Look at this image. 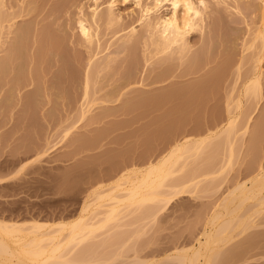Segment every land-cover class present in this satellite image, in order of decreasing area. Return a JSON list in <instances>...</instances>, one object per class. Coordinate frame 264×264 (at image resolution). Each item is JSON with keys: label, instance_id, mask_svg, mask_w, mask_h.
Listing matches in <instances>:
<instances>
[{"label": "rangeland", "instance_id": "obj_1", "mask_svg": "<svg viewBox=\"0 0 264 264\" xmlns=\"http://www.w3.org/2000/svg\"><path fill=\"white\" fill-rule=\"evenodd\" d=\"M6 1L9 14L6 15L4 24L7 23V18H13L15 23L11 34L3 35V38L7 39H3V42L7 41V43L4 42L5 44L0 50V60L3 59L7 62L6 64L11 63L5 68L6 74L3 73L5 72L3 70L0 75V177H5L4 179L7 180L3 179V185L0 182V218L20 221L36 219L42 222L75 218L80 214L85 201L87 199L90 201V198L94 199L90 191L100 182L109 183L108 181L114 180L119 174L118 171L124 168L123 166L128 167L130 163L145 165L149 158L155 159L163 154L161 152H165L164 150L169 147V142L173 138L184 134L195 135L199 128L200 130L204 128L214 120L215 116H226L227 95L230 94L229 90L236 77L235 68L242 53V41L248 38L249 33L256 25L254 23L259 21L257 5L260 2V0H232L231 5L229 0L225 5L229 6L226 9H224L225 6H223L224 8L220 7L219 10L214 5L212 8L210 7L206 17L205 34L197 30L189 36L190 42L193 43V50L198 52V58L195 60V62H199L198 64L197 62L192 64L194 62L191 59L183 60V64L178 60L176 63V60H172L169 61V64L172 65L173 62L174 64L173 66L169 65L170 72H167L168 74L164 73L168 70L166 68L168 62L166 65L164 64L165 71L162 70V65L161 67L158 65V69H155L156 67L155 70L152 69L151 74L142 72L143 69H137L139 73L136 76H138H134L130 85L120 86L124 73L132 67L129 60L131 59L135 63H139L138 60H140L141 64L144 62L142 54L140 55L138 52L142 48H140L141 44H137L136 46L139 45L140 50L133 49L137 55L132 51H130L131 54L128 53L131 57L134 54V57L139 54L141 59L135 57L133 60L126 53L128 56L126 60L131 65H128L127 62L124 64L126 67L128 66L126 71L122 69L125 68V66H121L123 62L117 61L123 56L121 54L122 56L119 55L112 62L110 71L106 69L105 73L102 72L104 77L99 79L96 76L97 72L96 74L92 72L91 94L93 95L95 90L98 91L97 88L102 90L90 97L99 96L103 100L105 99L104 93L111 91L114 87L117 88L116 90L120 88L122 94L118 95L119 98L116 96L119 101L98 104L99 106L97 105V108L93 109V112L91 111L92 113L89 112L90 114L87 113V116L86 114L83 116L78 108L83 91L81 84L78 85V80L80 79V83H82L79 70L82 68V72L84 71L89 53L86 47L79 44L76 18L78 17L79 4L81 6V3H85L87 9L93 0ZM117 8L124 14V23L122 21L121 26L119 24L116 25L117 28L113 26L108 29L107 25L101 24L103 22L100 23L101 28L97 27L100 24L96 25L98 31H101V33L99 32L102 44L100 50L102 48L104 52L107 51L105 48H108L109 45H112L108 48L109 50L114 48L113 44L116 42L114 40L117 39L114 36L118 37L124 32L121 28L126 29L129 24L136 23L140 14L133 0L125 5H118ZM132 12L134 13L132 14ZM22 28H25L26 32L23 33V39L14 41L15 35ZM138 28L140 27L138 26ZM4 31L6 34L8 33L6 29ZM119 31L120 33H118ZM116 33L117 35H115ZM215 37L216 39L221 37L218 39L219 42ZM110 41L113 43L110 44ZM235 41L236 45L238 44L237 48L233 46ZM105 45L108 46L105 47ZM200 50H204L207 55H201L203 58L200 57ZM9 51L14 54H10ZM104 52H99L97 57L99 55L101 57V54L105 56ZM7 53L10 56L13 55L11 58H14H9ZM6 54L7 56H5ZM128 58L130 59L128 60ZM99 60L96 59V61ZM251 63L247 58L243 75L251 68ZM141 64L138 68H143ZM192 65L193 69L197 67L196 71L201 70V72L186 76L184 74L186 67H192ZM201 67L205 68L202 70ZM160 68L163 72L162 76H160ZM106 72L109 73L106 74ZM159 72L160 74H158ZM162 78H165L164 81ZM15 81L20 88L17 87L18 89L11 91V87L16 84ZM58 83H62L67 92V94L61 95L62 97H59L55 89ZM169 90H173V92ZM141 92L145 93L144 97L147 101L141 102L143 99H137L138 102L134 101L135 98L131 95ZM98 99L100 100V98ZM249 105H246L245 102L244 108L245 106L246 108L240 116L239 127L242 126L243 119L251 117L249 130L251 133L244 136L245 144L242 140V142L239 140L236 142L239 144L235 145L234 149L237 150L234 152L238 151V154L235 153V157L238 158L234 159L232 167L230 165L231 168H226L227 170L225 169L223 174L218 175L215 181L212 179L213 186L209 183L205 184V181L208 182L205 180L203 184L206 185V191L202 188L203 190L200 189L197 193H193V186L192 189L191 186L188 187L189 190L186 188L188 192L184 191L183 194L179 193L180 196L176 195L177 198L175 196L172 202L157 214L155 219H150V217L145 219L139 211L132 213L131 218L128 215L129 217L127 216L125 219L130 218L133 225L124 224L125 226L120 228L122 231L124 228L127 229L124 232L125 234L129 232V234L124 236L122 234L121 237L115 239L116 241L107 243L104 249L102 248L103 244L102 247L98 245V253L96 246L94 253L101 254L103 251L110 257V254L115 252L114 254L117 255L119 249L124 246L122 244L127 241L129 245L126 242L125 246L129 247L127 246V249L122 247L123 249L121 248L120 251L122 255L124 250L122 258H117L121 256L119 252L120 256L114 257V259L117 258L116 261L113 262L110 259L112 263L125 264L123 260L133 261L140 256L145 258L144 260L157 257L156 259L160 260L159 263L161 261L164 263L167 257L165 253L167 255L170 250L173 252L175 248L177 249L176 246L183 247V244L189 246L187 243L191 245L193 242L195 244L197 240L194 237L197 236L194 235L197 233L194 234V232H201L204 229V227L201 228L202 224L203 226L206 224L204 218L209 212L212 213L211 209L213 210L215 207L216 201L218 199L220 201L224 192L227 193L226 190H230V185L231 187L235 185L236 179L240 181L244 178L242 180H245L246 175L249 178L252 176L250 170L257 168L258 162H264V124L259 127L262 128L261 131L253 130L258 116L260 113L262 115V111L264 112V96L256 107L257 109L254 110V102L252 106ZM103 106H123L124 108L106 112L102 109ZM65 119H68V122ZM70 124L71 126H68ZM203 124L204 127H202ZM67 127L73 129L71 135L69 134L70 136L68 135L66 138L63 133L65 134ZM254 132L258 133L255 137L256 141L253 138L256 136ZM216 141L218 140L216 139ZM250 141H253L252 144ZM240 145H243V148ZM218 146L213 153L211 151L213 155L205 160L207 162L201 160L203 164L201 168L205 167V171H213L221 166L224 156L220 151L222 145ZM218 149L221 153L217 151ZM45 150L46 153H44ZM253 166L254 168H252ZM202 169L201 171L204 172ZM16 170L19 173L15 172ZM219 183L223 185H220V189ZM211 186L214 188L209 189ZM217 188L219 190H215ZM253 204L250 207H253ZM262 212L264 213V210ZM260 213L258 212L255 217L256 226L245 230L242 236L237 234L234 237L239 236L236 238L237 240L234 242L231 240L232 244L228 242L224 245L227 247L222 246L225 253L233 248L236 250L229 253L224 260L222 259L223 261L220 260L221 264H264V214ZM145 223H148L147 226ZM138 229H143L142 233L133 235L134 230L138 232ZM93 254L91 253V255ZM163 255L165 257L161 260ZM166 262L168 263L169 260ZM170 262L173 261L170 260ZM108 263L111 264L110 261ZM133 263L135 262L131 264Z\"/></svg>", "mask_w": 264, "mask_h": 264}, {"label": "bare ground", "instance_id": "obj_2", "mask_svg": "<svg viewBox=\"0 0 264 264\" xmlns=\"http://www.w3.org/2000/svg\"><path fill=\"white\" fill-rule=\"evenodd\" d=\"M130 1L131 0H105L100 2L99 0H93L88 5V10L85 8V3H81V6L79 4V8L77 9L78 17L76 18V25L78 28L77 31L79 33V44L83 47H86V50L89 53L87 59L88 62H85L87 65H84L85 68L82 66L84 71L82 72V68L79 70L80 73L76 71L80 74L82 79V83H80V79L78 80V85L81 84V88L83 89L80 96L82 97L81 102L79 100L80 104L78 108L80 109L79 112L81 111L83 116H85V114L87 116V113L90 114L89 112L91 111L93 112V109L97 108L96 106L98 104H103V102H116V100L122 94L119 90L120 88L116 90L117 88L114 87L111 91L104 93L105 99L103 100H101L102 98L99 96L90 97L92 95L90 90L92 91L91 77L93 74H96L97 72L98 75L96 76L99 77V79L104 77V70H111L110 67L112 62L115 61L121 54L123 56L121 55V59L119 58L117 61L120 60L123 62V64L121 62V66H125V68L121 67L122 69L125 71L126 68L128 69V66L126 67V65H124L126 62L128 65L132 63V67L129 68L126 73H124V77L120 84V86L125 87L130 85V82L133 81L132 79L135 78L134 76L139 73V70L137 71V69H143L144 71L142 72H150L151 74L152 69L155 67V69H158L157 67H161V65L163 66L162 70L165 71L164 66L168 62L166 66V68H168L169 65H171L169 64V61L171 62L172 60H176L175 63L180 61L181 64H183L185 60L189 61V59H191L193 60L192 62H194L192 64H195L197 62H195V60L198 58V52L193 50V43L190 42L189 36L197 30L205 34L207 24L206 17L208 16L207 12L209 11V8H212L214 5L216 8H218L217 10H219L220 7L225 6L229 2V0H133L136 9L139 10L140 13L136 23L133 22L129 24L126 29L121 28L124 30V32L118 35V37L113 35L115 38H117L114 40L113 37L112 39V41H116V44H113L115 45L113 49H108L112 47V45H107L108 48H105L107 47L105 45L104 48L107 49V51L111 52V50H113L114 52H104L102 48L101 52V31H98L97 27L101 28V24L107 25L106 28L108 29L113 26H115L114 28H117L116 25L119 24L121 26L122 21L124 23V14L121 12V10H118L117 7L118 5H125ZM233 1L230 0L229 4H231ZM6 2V0H0V50L5 44L4 42L7 43V41L3 42V35H9V33L12 32L11 30L13 29L15 23L13 18H7V23L4 24L6 15L9 14L8 6L5 4ZM6 6L7 9L5 8ZM227 7L225 6V8H223L226 9ZM236 8L237 7L235 6V9ZM257 9L259 12V21L258 23H254L256 24L253 27L254 29L248 25V27L250 26L252 29L251 33H249L248 38L246 37L247 39L244 38L245 40L242 41V53L235 68L236 77L233 81V86L229 90L230 94H228L229 96L227 95L228 100H226V116H215L216 118L214 117L212 122H209L208 124L205 123L207 124L205 127L203 124L202 127L204 128L201 130L199 128V132L196 130L197 134H192L193 136L184 134L182 136L180 135L173 138L169 142V147L164 150L165 152H161L163 154H161L159 157L157 156L158 158L155 157V159L149 158L148 162L146 160L147 164L145 165H136V163H130V166L128 167L123 166L124 168H122L121 171H118L119 174L114 180L111 179L112 181H108L109 183L100 182L92 189V191H90L94 199L90 198V201L87 199V202L85 201L83 207L81 208L80 214L73 219H60L54 222H42L36 219L20 221L0 218V264H110L108 263L109 261L111 264H114L112 261L114 262L117 260V258H122L124 255V250L122 251L121 255V248L123 247L124 249H127L129 242L126 241L128 243L127 246H125L127 244L126 242L122 244L124 246L119 249L120 253L117 252V255H115L114 252L113 254H110V257L108 254H104L103 251L101 254H97L99 248L98 245H101L102 247L103 244L102 248L104 249V246L107 243L113 242L116 238L121 237L122 234L123 236L129 234V232H126L127 234L124 232L127 231V229L124 228V231H122L120 227L127 224L133 225L130 220V218L133 216L132 213L139 211L141 213L140 215L143 214L145 219H148L147 217H150V219H155L157 214L162 212L164 207L172 202L176 195L180 196L179 193L182 192L183 194L188 192V187L190 186L191 189L193 186V193H197L200 191V189H204V191H206V185L203 184L205 180H208V182L205 181V184L209 183V185H212V179L215 181L217 176L223 174V171L226 168H229L230 165L232 167V161L234 162V159L238 158L235 157V153L238 154V151L234 152L237 150L234 149L236 148L235 145L239 144L236 142L238 140L240 142H244V136L248 135L251 127V117L243 119L245 122L242 120V126L239 127V124L241 123L240 116L242 115L243 110L245 111L246 108V106L244 108L245 102L246 105L251 103L253 104L254 102L255 110L264 96V0H260L259 4L257 5ZM133 13L134 12H132V14ZM96 25L99 26L96 27ZM138 26L140 28H138ZM4 29L7 30V34L5 33ZM23 33H26L25 28H22L19 32H17L14 41H18L20 39L22 40ZM118 33H120V31ZM115 35H117V33ZM6 37L8 38V36H5V38ZM220 38L221 37L218 39ZM218 39H216L217 42H219ZM112 43L113 42L110 44ZM233 43L234 48H237L238 44L236 45V41ZM17 44L19 43L17 42ZM137 44H141L140 48L142 47V53H140L141 50L138 48L139 45L138 47L136 46ZM137 48L140 51H138ZM133 49L138 51L140 55L142 54V59L144 60V62H142L143 64H141L140 60H138L139 63H135L130 59L132 58L134 60L135 57L137 59H141L139 54L138 56L134 57L135 54L137 55V52L135 53ZM130 51L135 53L134 55L132 54L133 57L129 55L128 52ZM201 51L202 50H200L199 53L200 57H202L201 55H207L204 53V50L202 52ZM99 52L105 53V56H102L101 54V57H103L102 59L100 55L98 56L100 58L97 57ZM132 52H130V54ZM9 53L7 54L9 55ZM12 53L13 52L10 54ZM126 53L130 57L128 58V60L130 59V64L126 60V57H128L126 56ZM7 54L5 56H7ZM247 55H249V57H247ZM247 58L250 59V63L252 62V66L243 75V68ZM96 59L101 60L96 61ZM10 61L12 62V60ZM6 63L7 62H5L3 59L0 60V75L2 74L3 70H5L3 73L6 74L7 71L5 68L8 66V64H11L10 62L8 64ZM198 63L199 62H197V64ZM139 64H141L143 68H138L140 67ZM173 64L171 66H173ZM189 64H191V62H189ZM77 65L79 66L80 64ZM198 66L200 67V65ZM187 67L185 71L186 73H184L186 76L187 74L188 76L191 74L196 75V73L199 71H196L197 67L196 69L194 67V70L193 65L192 67ZM77 68L79 69V67ZM169 68V71L167 70L164 73L168 74L167 72H170ZM202 68L203 67H201V69ZM159 70H161V68ZM162 70L161 74L160 72L158 73L160 76H162ZM81 72L83 73L82 75ZM92 72L94 73L92 74ZM199 72H201V70ZM108 73L109 72H106V74ZM158 74L157 77H159ZM166 74H164V76H166ZM184 74L183 76H185ZM164 79L162 78L163 81ZM5 82L8 84L7 81ZM15 83L17 84V81H15ZM16 84L14 86L11 84V91L18 89L17 87H19V84ZM78 85H76V88H78ZM56 86L55 89L59 97H62L61 95L67 94L62 83H58ZM97 89L98 91L95 90L93 95H96L102 90L101 88ZM171 92H173V90ZM144 94L145 93L141 92L131 96H134L133 98H135L134 101L136 100V102H138L137 99H143L144 101L142 100L141 102H146L147 100L144 97ZM123 95H125L124 92ZM116 96H118V98ZM98 98H100V100ZM130 98L129 100H131ZM252 100L253 102H251ZM252 104L249 106H252ZM118 108L124 107H102V109L106 112ZM71 124L73 125L74 123ZM71 124L68 126H71ZM263 124L264 112L262 111V115L260 113V116H258V121L255 123V129L253 130H256V132L257 130H262V128L259 127ZM66 129L67 130L65 131V134L63 133V135L67 138L69 134L71 135V130L73 128L67 127ZM256 132L254 133L256 134ZM257 134L256 136H253L254 134L251 135L255 141ZM216 139L218 141H216ZM250 142L252 144L253 141ZM245 143L246 142H244V144ZM44 145L47 147L46 144ZM218 145H222V147L220 146V151L223 152L222 156H224L222 158L223 161L221 160L222 164L221 166L219 164L220 167H218V169H214L216 171H205V167L203 169L201 168L203 165L201 160H204L203 162H207L205 160H208L209 157L211 158L213 155L211 154V151L213 153V151L217 149ZM240 146L243 148V145ZM217 151H219V149ZM46 152L47 151L45 150L44 153ZM38 155L41 156L39 153ZM258 163V165L255 164L257 165V168L255 167L254 170H250L252 171V174L249 172V174L252 176L249 175L250 177L248 178L246 175L245 180H242L244 179L242 178L240 181L239 179H236V183L234 182L235 185L233 187L230 185V190H226L228 192H224V195L222 194L223 197L220 199V201L219 199L217 200L218 203L216 201L217 204L215 203V207L213 210L211 209L212 213L209 212L208 214L210 215L207 214L206 216L208 218H204L206 224L205 226L202 224L201 227H204V229L201 232H194V234L197 233V235H194L197 236L194 237V239L196 238L197 240L196 243L194 244L192 240L193 244L190 245V243H187L189 246H184V244L182 245L183 247H181V245L179 246L181 248L176 246L177 249L175 248L173 252H171V250V253L168 251L170 254L167 252L166 255L165 253V256H167L165 259L166 261L169 260L170 262L171 260L174 264H221L220 260H224L229 253L235 252L234 250L236 249L233 248L228 253H225L222 250V246L226 245L231 240H233V242L236 241V238H238L240 235L242 236V233L245 230L256 226L255 217L257 216L258 212H261L260 214L262 215L264 214L262 212L264 210V162ZM252 168H254V166ZM201 169L204 170V172H202ZM17 170L15 172H18L20 169L18 171ZM0 178V182H2L3 185V182L6 179H4L5 177ZM218 185L220 189V185L222 184L219 183ZM212 186L209 189L214 188ZM186 188H188L187 191ZM219 189L217 188L215 190ZM252 204L253 207H250ZM240 210H243L244 212ZM239 211L242 214H240ZM128 215L130 218H127V220L125 218ZM147 224L148 223H145L146 226ZM143 229H138V232L137 230H134V233L132 234H141ZM237 234L239 236L234 238ZM129 237L127 239L128 241L130 239ZM96 246L97 253H94L96 251ZM91 253L94 254L91 255ZM137 254L139 255V253ZM115 256L120 257L114 259ZM165 256L163 255V258L161 257L162 259L159 257L158 258L163 260ZM133 258H135V256H133ZM140 258L143 259V257L140 256L137 259L135 258L133 261H129V259L128 262L125 260L123 261L125 264H129V262H135L133 264L169 263H167L165 260L164 261L166 263H163L162 261L159 263L160 260L158 261V259H156L157 257H153L154 259L147 258L148 260H144L145 258L141 260ZM172 263L170 262L169 264Z\"/></svg>", "mask_w": 264, "mask_h": 264}]
</instances>
